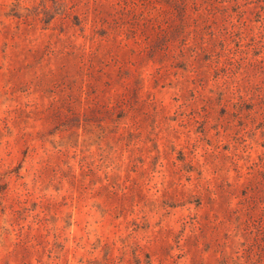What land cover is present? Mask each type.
<instances>
[{"label":"rangeland","instance_id":"1","mask_svg":"<svg viewBox=\"0 0 264 264\" xmlns=\"http://www.w3.org/2000/svg\"><path fill=\"white\" fill-rule=\"evenodd\" d=\"M0 264H264V0H0Z\"/></svg>","mask_w":264,"mask_h":264}]
</instances>
